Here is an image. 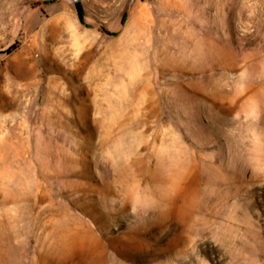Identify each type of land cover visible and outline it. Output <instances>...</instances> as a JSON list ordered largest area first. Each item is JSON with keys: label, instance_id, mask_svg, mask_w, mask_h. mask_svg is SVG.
<instances>
[{"label": "rangeland", "instance_id": "rangeland-1", "mask_svg": "<svg viewBox=\"0 0 264 264\" xmlns=\"http://www.w3.org/2000/svg\"><path fill=\"white\" fill-rule=\"evenodd\" d=\"M0 264H264V0H0Z\"/></svg>", "mask_w": 264, "mask_h": 264}, {"label": "trees", "instance_id": "trees-1", "mask_svg": "<svg viewBox=\"0 0 264 264\" xmlns=\"http://www.w3.org/2000/svg\"><path fill=\"white\" fill-rule=\"evenodd\" d=\"M78 12H79L80 19L83 22L84 21V13H83L82 8L79 5H78ZM13 48H15V47H12V49Z\"/></svg>", "mask_w": 264, "mask_h": 264}, {"label": "water", "instance_id": "water-1", "mask_svg": "<svg viewBox=\"0 0 264 264\" xmlns=\"http://www.w3.org/2000/svg\"><path fill=\"white\" fill-rule=\"evenodd\" d=\"M73 1L77 3V2H80L81 0H73Z\"/></svg>", "mask_w": 264, "mask_h": 264}]
</instances>
